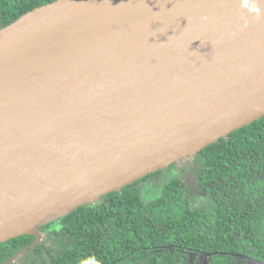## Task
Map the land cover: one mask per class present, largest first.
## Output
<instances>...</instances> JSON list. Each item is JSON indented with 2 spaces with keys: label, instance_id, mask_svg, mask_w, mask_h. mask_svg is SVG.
Masks as SVG:
<instances>
[{
  "label": "water",
  "instance_id": "obj_1",
  "mask_svg": "<svg viewBox=\"0 0 264 264\" xmlns=\"http://www.w3.org/2000/svg\"><path fill=\"white\" fill-rule=\"evenodd\" d=\"M242 3L56 0L0 29V244L35 237L3 264L264 118V3Z\"/></svg>",
  "mask_w": 264,
  "mask_h": 264
},
{
  "label": "trees",
  "instance_id": "obj_2",
  "mask_svg": "<svg viewBox=\"0 0 264 264\" xmlns=\"http://www.w3.org/2000/svg\"><path fill=\"white\" fill-rule=\"evenodd\" d=\"M55 1L0 0V29ZM195 158L208 210L194 206L178 178L162 182L160 197L144 199L160 171L43 227V241L13 264H191L194 254H212L208 264H251L235 254L264 263V118ZM34 241L1 243L0 264Z\"/></svg>",
  "mask_w": 264,
  "mask_h": 264
},
{
  "label": "rangeland",
  "instance_id": "obj_3",
  "mask_svg": "<svg viewBox=\"0 0 264 264\" xmlns=\"http://www.w3.org/2000/svg\"><path fill=\"white\" fill-rule=\"evenodd\" d=\"M201 168V161L195 157L173 165L169 170H164L163 175L148 182L146 189L144 187V199L151 201L160 197L161 187L164 184L162 182H165L167 178H178L188 187L190 195L194 198V206L202 210H208L211 207V202L208 201L197 180V172Z\"/></svg>",
  "mask_w": 264,
  "mask_h": 264
},
{
  "label": "clouds",
  "instance_id": "obj_4",
  "mask_svg": "<svg viewBox=\"0 0 264 264\" xmlns=\"http://www.w3.org/2000/svg\"><path fill=\"white\" fill-rule=\"evenodd\" d=\"M260 2L264 3V0H260ZM242 7L248 8L249 12H251V13H255L257 19L260 18L261 9L259 8L258 4H253L251 7H249V0H243ZM204 19H207V17H205ZM248 23H249V21L247 19H245L243 27H247Z\"/></svg>",
  "mask_w": 264,
  "mask_h": 264
},
{
  "label": "flooded vegetation",
  "instance_id": "obj_5",
  "mask_svg": "<svg viewBox=\"0 0 264 264\" xmlns=\"http://www.w3.org/2000/svg\"><path fill=\"white\" fill-rule=\"evenodd\" d=\"M44 234V233H43ZM45 235H43V238H44ZM43 241V240H42ZM205 255V254H204ZM204 255H197V254H194L192 257H191V264H208V260L207 262L205 263L204 261Z\"/></svg>",
  "mask_w": 264,
  "mask_h": 264
}]
</instances>
